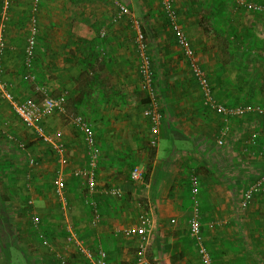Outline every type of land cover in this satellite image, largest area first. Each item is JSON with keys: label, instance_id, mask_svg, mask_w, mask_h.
<instances>
[{"label": "crops", "instance_id": "0c3cea01", "mask_svg": "<svg viewBox=\"0 0 264 264\" xmlns=\"http://www.w3.org/2000/svg\"><path fill=\"white\" fill-rule=\"evenodd\" d=\"M171 1L214 98L226 105L264 104V25L242 26L234 11L247 10L238 0L226 18L228 33L202 20L212 18L221 0ZM119 2L129 15L116 18L108 0H39L36 12L34 0H13L9 7L0 82L20 101L64 97L65 111L36 123L48 142L26 128L0 96V264H89L76 242L67 240L70 234L93 252L105 251L108 264H135L136 237L122 231L144 213L154 221L150 258L157 264H201L188 236L191 175L199 180L200 222L212 262L264 264V198L256 196L244 209L239 204L246 186L264 173V159L253 157L260 148L249 144L256 132L263 140V118L224 120L203 105L163 0ZM32 16L38 28L36 82L28 83L21 76ZM133 22L145 36L156 75L163 116L156 147L148 144L152 135L143 114L147 95L140 87ZM76 116L91 125L100 150L96 192L89 197L84 180L73 174L86 165L85 141L72 123ZM224 127L228 131L218 145ZM52 143L64 146L65 165L58 164ZM133 167L147 173L143 183L129 179ZM59 173L65 208L53 193ZM110 188L120 196L102 192ZM89 200L98 207L97 223Z\"/></svg>", "mask_w": 264, "mask_h": 264}, {"label": "built area", "instance_id": "2783aa9c", "mask_svg": "<svg viewBox=\"0 0 264 264\" xmlns=\"http://www.w3.org/2000/svg\"><path fill=\"white\" fill-rule=\"evenodd\" d=\"M13 0H1L0 6V71H1V56L4 49V41L2 37V29L5 22L8 20L9 7ZM116 8V18H120L124 15H129V10L126 6L121 4L119 0H108ZM237 3L241 5L245 10L250 12H258L262 6L259 3L247 2L245 0H238ZM39 0H34L32 11H37ZM163 10L168 19L169 26L175 36L177 45L183 52L184 57L187 59L188 66L192 77L197 83L201 93L203 105L220 115L224 120L232 118H244L249 115H257L264 119V107L261 105L245 104V105H226L214 98L212 94V87L210 80L205 72L198 65L197 58L191 47L190 39L186 33L182 30L178 20V14L171 0H163ZM135 23V22H133ZM137 32L135 36V42L140 59L139 74H140V87L147 95V104L143 110V114L150 121V134L152 135L148 144L150 147H156L158 127L162 121V113L160 107V100L158 97V91L155 85L154 72L151 68V59L147 54L146 39L142 31L139 29L138 24L135 23ZM37 21L35 17H31L28 27V35L26 37V46L23 53V75L22 79L25 82L35 83L36 76L34 70L35 59V47L37 37ZM10 85L0 82V96L10 106L13 113L19 118L26 128H31L37 132L38 136L45 141L49 142V139L43 135L42 128L36 123L39 120H43L55 112H64V97H49L44 96L41 100H18L11 92ZM72 123L77 126L78 130L82 133L85 141L86 149V165L83 168H77L73 170V174L76 177L84 180V186L87 193V197L96 192V169L98 166L99 147L94 138L91 125L81 116L73 118ZM228 127L220 129V137L217 140L218 145H223V137L226 135ZM258 132L253 133L249 140V144L252 147L258 146L260 148V154L264 156V138L262 142H258ZM52 151L57 157L59 165L63 166L67 163L66 151L63 145L52 143ZM34 160L29 159V165H33ZM143 171L139 167H133L129 172V179L136 183H143ZM190 183V200H191V216L189 218V230L188 236L192 240L196 251L199 255L201 264H214L212 257L203 240L202 227L200 222L199 211V180L196 175H191L189 179ZM64 180L61 173L57 175L54 180L53 190L54 195L58 198L62 207H66V199L64 196ZM107 195L120 196V191L116 188L102 190ZM256 194L262 195L264 198V173L260 174L254 182L248 185L241 193L239 204L241 208H247L250 202L253 200ZM87 206L92 212V221L94 223L99 222L100 214L98 207L93 200L87 202ZM34 225H37L39 219L34 217L32 219ZM154 229V221L149 215L143 214L137 224L133 228H128L122 231L125 237H136V263L135 264H157V262L149 257L150 243L152 240V233ZM40 239L44 246H49L47 239L40 235ZM67 240L69 242H76L77 250L80 251L89 264H108L106 252L99 249L96 252L84 247L81 243L75 240L73 234L68 235ZM65 264V263H62Z\"/></svg>", "mask_w": 264, "mask_h": 264}, {"label": "rangeland", "instance_id": "374dc122", "mask_svg": "<svg viewBox=\"0 0 264 264\" xmlns=\"http://www.w3.org/2000/svg\"><path fill=\"white\" fill-rule=\"evenodd\" d=\"M250 2L261 4V6H262L261 10L258 12H250V11L245 12L239 8L236 9L235 0H221V3H220L221 5H219V7L217 8V10L214 13H211L212 18L211 19L204 18L202 20L205 21V24L209 29L212 28L214 30L215 28L219 29L220 27H224V29L228 33V31H230L229 30L230 23H229V19H226V18L232 13V11H234V9H236V11H234V12H236L238 14L239 20L242 21V26H244V24H246V23L252 24V25H259V24L264 25V0H250ZM193 5L195 6L196 4L194 3ZM220 12L224 13V15L219 16ZM231 29H232L231 30V32H232L233 28H231ZM235 29L237 30L239 28L235 27ZM237 49H238V47H237ZM257 102H258V104L260 103V105L263 104V102H261L260 100H257ZM251 103H252V100H250V104ZM263 107H264V104H263ZM260 131H263L262 136L264 138V120L261 121V130ZM262 141L263 140L258 141V142H262ZM254 150H255V151H253L254 152V155H253L254 158L264 159L263 156L258 154L259 149H254ZM260 162H262V161H260ZM256 196H259V194H256L254 196V198Z\"/></svg>", "mask_w": 264, "mask_h": 264}, {"label": "trees", "instance_id": "16d2710c", "mask_svg": "<svg viewBox=\"0 0 264 264\" xmlns=\"http://www.w3.org/2000/svg\"><path fill=\"white\" fill-rule=\"evenodd\" d=\"M35 52H36V49H35ZM35 55H36V53H35ZM34 67V66H33ZM151 68L153 69V72H154V78H155V80H156V75H155V71H154V68H153V64H152V61H151ZM22 75H23V73H22ZM21 78H22V76H21ZM157 89V88H156ZM253 102V101H252ZM256 102V101H255ZM256 103H258V102H256ZM255 103V104H256ZM257 118H261L260 116H257ZM262 119V118H261ZM260 119V120H261ZM263 120V119H262ZM146 176H147V173H143V177H144V180H146ZM53 193H54V190H53ZM87 206V205H86ZM88 207V206H87ZM199 260H200V258H199ZM201 263V262H200Z\"/></svg>", "mask_w": 264, "mask_h": 264}]
</instances>
